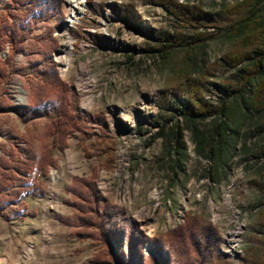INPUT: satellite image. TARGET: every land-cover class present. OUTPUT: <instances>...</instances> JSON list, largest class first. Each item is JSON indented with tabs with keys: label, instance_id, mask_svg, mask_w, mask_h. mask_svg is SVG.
Wrapping results in <instances>:
<instances>
[{
	"label": "rangeland",
	"instance_id": "1",
	"mask_svg": "<svg viewBox=\"0 0 264 264\" xmlns=\"http://www.w3.org/2000/svg\"><path fill=\"white\" fill-rule=\"evenodd\" d=\"M70 1L61 0L60 11L33 18L27 28L21 19L11 21L17 29L26 28L24 51L13 53L10 42L1 41L0 173L11 174L20 160L31 159L35 168L43 145L52 147L47 125L57 116L55 95L42 107L35 103L43 79L68 84L78 128L65 148H54V165L46 175L35 180L34 168L27 176L11 175L8 192L14 201L0 208V264H140L130 249L133 224L150 238L146 258L154 257L152 239L184 225L188 214L219 229L223 264H243L247 245L261 236L260 115L244 120L238 112L232 115L228 123L237 135L222 151L212 154L208 146L200 147L181 117L183 93L174 72L181 55L164 59L155 50L158 37L173 31L158 0H79L85 7L69 23L74 16ZM180 1L201 6L215 18L225 5L240 0ZM9 6V0H0V24ZM127 9L143 32L123 22ZM208 31L215 38L196 56L192 73L207 75L205 97L216 103L238 70L225 63L230 43L220 37L222 31ZM165 97L176 100L179 111H162ZM213 127L212 121L197 125L204 136ZM177 131H182L180 140ZM75 178L95 182L103 199L100 216L112 206L120 210L122 225L115 237L105 239L88 205L90 220L80 223L71 191ZM39 186L44 194H35Z\"/></svg>",
	"mask_w": 264,
	"mask_h": 264
},
{
	"label": "trees",
	"instance_id": "2",
	"mask_svg": "<svg viewBox=\"0 0 264 264\" xmlns=\"http://www.w3.org/2000/svg\"><path fill=\"white\" fill-rule=\"evenodd\" d=\"M8 15L0 24L1 41L8 40L12 52L24 51L25 41L22 37L25 29L33 18L44 15L46 12L60 11L61 0H9ZM263 0H240L235 5H225L217 17L209 15L204 8L180 0H158L173 22V31L166 32L158 37L157 47L164 59L173 53L181 55L174 68L176 81L183 93L181 103L184 109L181 112L183 122L192 129L194 140L200 147L208 146L212 154L235 141L237 130L229 126L232 115L239 113L241 120L248 116L259 114L264 123V3ZM21 19L22 25L17 29L12 26L13 19ZM123 22L130 28L143 32V28L136 18L134 11L127 9L123 14ZM210 28L222 31L220 37L226 38L230 48L225 57L228 67L238 70L237 77L230 85L228 93L214 103L205 97L209 92V78L206 74L195 75L196 56L200 50L215 38L209 32ZM151 37L156 38L151 34ZM1 83V82H0ZM69 86L56 79H43L36 91V107H42L47 100L55 95L57 116L47 125L48 136L52 137V147L43 145V152L37 164L28 161H17L11 174L6 170L0 173V208L14 201L8 192L9 180L13 173L29 175L34 169L35 180L40 175H46L48 168L54 165L52 152L54 148H65L68 135L76 128L78 122L72 113L68 98ZM162 111H179L176 100L164 98ZM243 118V119H242ZM214 122L210 134L205 136L197 128L199 123ZM177 140L182 137V131L176 132ZM34 168V169H33ZM37 188L34 189V192ZM74 197L73 206L78 211L80 223L90 220L93 211L100 219V226L104 230V237L108 241L115 237L122 221L121 213L117 208L110 207L100 216L99 205L103 200L96 193L95 182L75 178L71 188ZM45 189L39 186L35 194H44ZM90 207V211L87 207ZM96 205V206H95ZM107 215V216H106ZM106 216V217H105ZM93 225L97 222L91 221ZM261 236L256 235L255 241L248 244L243 256V264H264V208L259 218ZM150 238L140 232L133 224L130 237V249L138 256L140 264H223V255L219 252L222 235L219 229L206 222L199 216L188 214L185 224L156 235L152 239V253L154 257H147L144 248ZM100 263H107L106 260Z\"/></svg>",
	"mask_w": 264,
	"mask_h": 264
},
{
	"label": "bare ground",
	"instance_id": "3",
	"mask_svg": "<svg viewBox=\"0 0 264 264\" xmlns=\"http://www.w3.org/2000/svg\"><path fill=\"white\" fill-rule=\"evenodd\" d=\"M69 6L71 7V12L74 14L71 17L68 18V22H72V19H76V13L82 12V9H84V2L79 0H72L70 1ZM60 69V68H59Z\"/></svg>",
	"mask_w": 264,
	"mask_h": 264
}]
</instances>
